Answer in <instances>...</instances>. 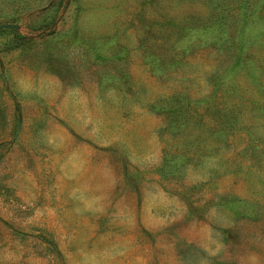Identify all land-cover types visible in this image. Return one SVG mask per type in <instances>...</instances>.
Masks as SVG:
<instances>
[{"label": "rangeland", "instance_id": "obj_1", "mask_svg": "<svg viewBox=\"0 0 264 264\" xmlns=\"http://www.w3.org/2000/svg\"><path fill=\"white\" fill-rule=\"evenodd\" d=\"M0 264H264V0H0Z\"/></svg>", "mask_w": 264, "mask_h": 264}, {"label": "water", "instance_id": "obj_2", "mask_svg": "<svg viewBox=\"0 0 264 264\" xmlns=\"http://www.w3.org/2000/svg\"><path fill=\"white\" fill-rule=\"evenodd\" d=\"M5 26L4 25H2V26H0V29H2V28H4Z\"/></svg>", "mask_w": 264, "mask_h": 264}]
</instances>
